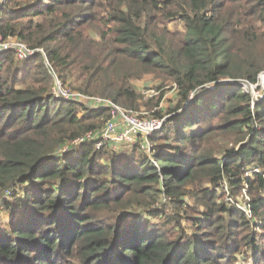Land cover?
<instances>
[{
  "label": "trees",
  "instance_id": "16d2710c",
  "mask_svg": "<svg viewBox=\"0 0 264 264\" xmlns=\"http://www.w3.org/2000/svg\"><path fill=\"white\" fill-rule=\"evenodd\" d=\"M0 33L51 67L0 52V264H264V99L239 84L264 72V0H4ZM55 77L165 119L150 150L61 153L112 107Z\"/></svg>",
  "mask_w": 264,
  "mask_h": 264
},
{
  "label": "built area",
  "instance_id": "2783aa9c",
  "mask_svg": "<svg viewBox=\"0 0 264 264\" xmlns=\"http://www.w3.org/2000/svg\"><path fill=\"white\" fill-rule=\"evenodd\" d=\"M4 0H0V6ZM8 50H14L16 53V56L19 59H27L36 52L41 53L44 57L45 63L50 68L49 62L47 61L46 54L43 49L36 48L32 49L27 44L19 41L16 37H10L6 40L3 39L1 33H0V52L8 51ZM263 74V75H262ZM260 79H258V82L254 85V88L257 89L260 85V82H264V72L260 74ZM262 79V80H261ZM56 86L53 90L54 96L61 100H77V101H84L87 106L88 101H97L99 106H94L96 108L103 107V106H111V118L108 120V122L105 124L102 129L99 131H89L85 135L71 141L68 145L63 147L60 152L61 153H67L70 150V147H73L75 145H79L80 143L84 141H90L93 139L98 140L96 143V147L100 148L103 144V140L109 141L111 143V146H114L116 144H129L134 145L136 144L139 139L138 137H142L143 147L149 151L151 148V144L148 140V136L153 134L155 131L160 129L163 126L165 119H157V118H146V117H140L133 111L124 109L123 107L109 101L104 100L101 98H90L86 95H83L78 92H74L66 87L63 86L62 82L58 79V77H55ZM249 83V82H242V84ZM251 85V83H249ZM62 86L69 91L68 93L60 92L59 90L62 89ZM259 91V90H258ZM264 94V85L261 87V91ZM259 92V93H260ZM64 93V94H63ZM257 96V94H256ZM255 96V93L253 95V100L258 102L264 99V95L257 98ZM90 99V100H88ZM6 194H10V192H7ZM250 208L247 206V211L249 212Z\"/></svg>",
  "mask_w": 264,
  "mask_h": 264
},
{
  "label": "rangeland",
  "instance_id": "374dc122",
  "mask_svg": "<svg viewBox=\"0 0 264 264\" xmlns=\"http://www.w3.org/2000/svg\"><path fill=\"white\" fill-rule=\"evenodd\" d=\"M259 79H260V77H259ZM224 81H229V80L225 79ZM156 85H157V81H155L153 79V77H151V76L145 77L144 79H141V80H137L134 83V86H135L136 90L138 92H140V93H143L145 99L151 98V97L156 96V95H158L160 93V91L155 89ZM242 85L248 92L251 93L252 96L254 95V93H255V96L257 94V96H256L257 98H259L260 96L264 95L262 92H260L262 85H264V82H260L261 86H259L257 89L254 88V85H252V84L250 85L249 83H245V84H242ZM59 91L60 92H65V93L69 92L63 86H62V89H60ZM75 91H77V90H75ZM173 95H174V89L173 88L165 89L164 97H163V99H162V101L160 103L161 106H166L167 102L171 99V97ZM88 100H90V99H88ZM97 103H98L97 101H92V100L88 101V105L91 108H96L94 106H99ZM162 127L160 129H158L157 131H155L153 134L149 135L148 138H150L152 135H154L157 132H159L162 129ZM124 145L125 144H116V145L112 146L111 148L112 149H118V148H121ZM127 145H129V144H127ZM249 199H250V197L247 196V192H245V191H244L243 194L239 195L237 198H232V197H228L227 198L226 195H225V201H227V202L233 201V203L235 205H237L239 208L243 209L244 211H247V206H248ZM10 217L11 216L9 214H6L4 211H2L1 214H0V221L5 224V223H7V222H9L11 220Z\"/></svg>",
  "mask_w": 264,
  "mask_h": 264
},
{
  "label": "water",
  "instance_id": "95a60500",
  "mask_svg": "<svg viewBox=\"0 0 264 264\" xmlns=\"http://www.w3.org/2000/svg\"><path fill=\"white\" fill-rule=\"evenodd\" d=\"M225 82H234V81L229 80V81H225ZM239 84H242V83L240 82Z\"/></svg>",
  "mask_w": 264,
  "mask_h": 264
}]
</instances>
